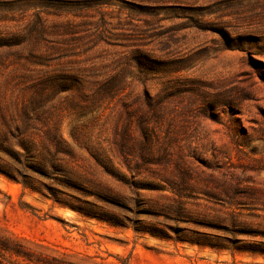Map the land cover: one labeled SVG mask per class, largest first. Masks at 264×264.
<instances>
[{
	"label": "rangeland",
	"instance_id": "1",
	"mask_svg": "<svg viewBox=\"0 0 264 264\" xmlns=\"http://www.w3.org/2000/svg\"><path fill=\"white\" fill-rule=\"evenodd\" d=\"M0 264H264V0H0Z\"/></svg>",
	"mask_w": 264,
	"mask_h": 264
},
{
	"label": "trees",
	"instance_id": "2",
	"mask_svg": "<svg viewBox=\"0 0 264 264\" xmlns=\"http://www.w3.org/2000/svg\"><path fill=\"white\" fill-rule=\"evenodd\" d=\"M85 214L91 216V213H86V211H85ZM197 243H198L200 246H202V247L210 246V247H213V248H216V247L220 248L219 246H217V245H215V244H213V243H205V242H200V241H197Z\"/></svg>",
	"mask_w": 264,
	"mask_h": 264
}]
</instances>
